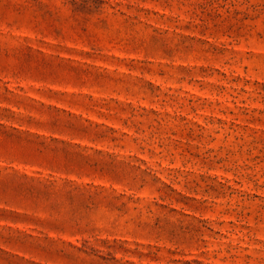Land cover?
I'll return each instance as SVG.
<instances>
[{
  "label": "rangeland",
  "instance_id": "374dc122",
  "mask_svg": "<svg viewBox=\"0 0 264 264\" xmlns=\"http://www.w3.org/2000/svg\"><path fill=\"white\" fill-rule=\"evenodd\" d=\"M0 264H264V0H0Z\"/></svg>",
  "mask_w": 264,
  "mask_h": 264
}]
</instances>
